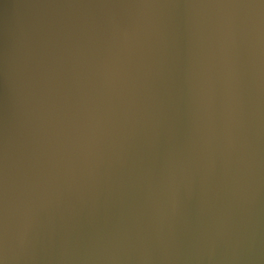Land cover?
<instances>
[{
    "label": "water",
    "instance_id": "95a60500",
    "mask_svg": "<svg viewBox=\"0 0 264 264\" xmlns=\"http://www.w3.org/2000/svg\"><path fill=\"white\" fill-rule=\"evenodd\" d=\"M0 264H264V0H0Z\"/></svg>",
    "mask_w": 264,
    "mask_h": 264
}]
</instances>
